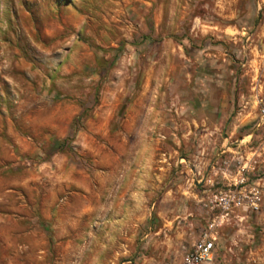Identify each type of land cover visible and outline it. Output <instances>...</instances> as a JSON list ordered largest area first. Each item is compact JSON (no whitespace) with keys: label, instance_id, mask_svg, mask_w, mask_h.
Here are the masks:
<instances>
[{"label":"rangeland","instance_id":"obj_1","mask_svg":"<svg viewBox=\"0 0 264 264\" xmlns=\"http://www.w3.org/2000/svg\"><path fill=\"white\" fill-rule=\"evenodd\" d=\"M215 220L207 264H264V0H0V264H184Z\"/></svg>","mask_w":264,"mask_h":264},{"label":"built area","instance_id":"obj_2","mask_svg":"<svg viewBox=\"0 0 264 264\" xmlns=\"http://www.w3.org/2000/svg\"><path fill=\"white\" fill-rule=\"evenodd\" d=\"M215 199L220 202L224 217L230 214L233 207L243 204L242 197L222 192L216 194ZM217 225L218 223L215 220L209 225V229L200 235L192 250L187 254L184 264H207L213 259L217 241V235L214 230Z\"/></svg>","mask_w":264,"mask_h":264}]
</instances>
